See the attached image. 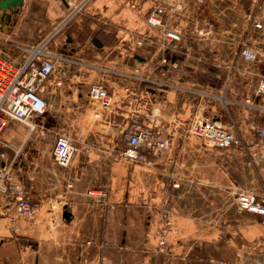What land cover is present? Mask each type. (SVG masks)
Instances as JSON below:
<instances>
[{
	"label": "crops",
	"instance_id": "obj_1",
	"mask_svg": "<svg viewBox=\"0 0 264 264\" xmlns=\"http://www.w3.org/2000/svg\"><path fill=\"white\" fill-rule=\"evenodd\" d=\"M77 1L23 0L17 14L0 12V56L22 62L20 46L39 41ZM129 1L92 0L58 33L50 50L120 70L143 59L157 63V31L145 23L156 0H139V11L130 9ZM160 1L170 6L178 0ZM255 4L188 0L185 15L199 20L209 35L189 30L180 46L188 53L179 58L172 77L216 98L173 90L144 95L139 90L140 102L150 105L142 113L157 107L160 132L172 139L170 151L150 163L118 159L131 99L124 88L136 85L123 77L58 66L44 85L46 110L34 119L35 129L10 121L1 136L0 152L13 160L16 179L41 208L31 219H22L10 199L0 195V264H264V217L236 204L240 192L264 198V141L251 128L264 124V111L244 104L264 70V55L242 65L236 54L238 40L248 35L247 18ZM133 33L148 37L136 52ZM262 34L253 31V37ZM262 42L263 49L264 37ZM233 63L239 70L231 68ZM98 80L113 104L97 118L88 92ZM58 81L63 84L56 85ZM222 95L224 102L217 98ZM196 116L232 127L241 145L213 149L185 136ZM61 131L74 144L65 169L52 157ZM175 182L178 187H172ZM164 208H171V225L160 246Z\"/></svg>",
	"mask_w": 264,
	"mask_h": 264
},
{
	"label": "built area",
	"instance_id": "obj_2",
	"mask_svg": "<svg viewBox=\"0 0 264 264\" xmlns=\"http://www.w3.org/2000/svg\"><path fill=\"white\" fill-rule=\"evenodd\" d=\"M92 0H78L73 2L68 14L58 23L49 27L48 33L32 45L20 46L24 58L20 63H14L0 56V148L2 146V133L10 121L20 123L29 131L35 129L34 119L42 116L46 110V101L42 96L44 85L51 80L60 65H73L79 69L84 68L101 75L123 77L128 82L135 84L134 88L125 87L124 93L131 96L128 106V125L125 131V146L118 153V159L125 163H150L151 159L160 157L170 151L171 136H162L159 126L162 118L157 112V107H151L148 114L144 115L147 103L140 102L139 90L144 95L151 92L173 90L182 94H189L199 99H214L216 96L210 91L197 87L185 86L175 79L173 70L179 66V58L183 52L181 43L191 29L198 36H208L209 32L202 27L201 22L185 15L188 0H178L173 5L167 6L156 0L151 9L145 14V23L157 31V38L153 42L159 53L157 63L145 59L137 61L130 70H120L115 67L102 65L94 61L79 60L71 55L50 50L54 38L74 17L82 13ZM204 0H194L201 4ZM256 10L248 15L247 37L237 42V56L241 64L250 65L260 60L264 55V0H256ZM128 7L140 10L139 0H131ZM185 26H181V22ZM253 31L261 32L262 37H253ZM148 37L133 33L131 47L141 48ZM136 52V51H135ZM243 65V64H242ZM238 65L233 63L232 69ZM62 81L56 85L61 86ZM89 98L95 104L94 116L101 117V111L107 110L113 104L112 95L108 92L103 81L90 85ZM223 102L224 96L217 97ZM249 110L264 111V70L257 75V82L253 94L244 101ZM258 141H264V124H252ZM185 136L197 137L202 145L213 149H227L239 147L241 138L232 127H225L216 120L204 117H193L185 129ZM74 152L73 139L66 132L56 134L52 149L53 161L60 168H67ZM178 187V183H172ZM91 193V192H90ZM0 195H6L13 203L15 212L22 219H31L41 208V203L30 197L28 192L16 179L13 169V160H6L4 153L0 152ZM239 209L256 213L264 217V198H258L253 192H240L236 196ZM163 227L161 229L160 246L165 245L164 235L170 228L171 208L162 209Z\"/></svg>",
	"mask_w": 264,
	"mask_h": 264
},
{
	"label": "water",
	"instance_id": "obj_3",
	"mask_svg": "<svg viewBox=\"0 0 264 264\" xmlns=\"http://www.w3.org/2000/svg\"><path fill=\"white\" fill-rule=\"evenodd\" d=\"M23 0H0V12H3V15H5V11L7 10L10 15H15L19 12L21 6H22ZM63 216L65 218H69V213L65 211L63 213Z\"/></svg>",
	"mask_w": 264,
	"mask_h": 264
},
{
	"label": "rangeland",
	"instance_id": "obj_4",
	"mask_svg": "<svg viewBox=\"0 0 264 264\" xmlns=\"http://www.w3.org/2000/svg\"><path fill=\"white\" fill-rule=\"evenodd\" d=\"M257 124H258V122H257Z\"/></svg>",
	"mask_w": 264,
	"mask_h": 264
}]
</instances>
